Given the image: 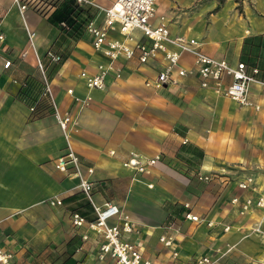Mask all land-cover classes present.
Here are the masks:
<instances>
[{
	"label": "crops",
	"instance_id": "0c3cea01",
	"mask_svg": "<svg viewBox=\"0 0 264 264\" xmlns=\"http://www.w3.org/2000/svg\"><path fill=\"white\" fill-rule=\"evenodd\" d=\"M95 1L102 8L114 2ZM218 5L219 0H159L153 23L163 18L172 34L197 38L204 52L233 64L244 58L247 38L257 37L264 46V0H224ZM94 10L100 22L102 13ZM47 17L32 7L20 11L14 0H0V247L14 253L15 264H55L53 257L73 239L76 264H111L96 259L98 235L88 230L89 238L82 241L80 234L86 229L72 226V212L88 219L95 214L76 188L78 180L54 166L66 142L49 98L40 93L38 56L58 107L73 112L71 144L84 170L93 168L89 178L95 202L116 204L132 219L134 231L126 238L146 260L191 264L197 256L211 254L222 255L219 264L260 263L264 208L241 215L231 202L234 197L264 195L260 86H250L251 101L261 106L254 110L201 88L192 73L179 85L147 87L145 80L156 77L160 59L142 64L136 57H120L121 76L110 74L105 89L91 90L80 73L93 74L108 60L92 48L87 34L76 41L59 39L60 30ZM28 31L35 32L34 48L29 46ZM110 37L121 35L112 31ZM135 37L139 39L140 32ZM49 49L61 54L62 61L50 62L45 57ZM181 64L191 69L192 57L183 55ZM86 95L92 97L88 107L73 103L75 96ZM133 154L142 158L159 154L161 159L148 174H135L124 166ZM247 175L255 177V191L238 188ZM54 198H61L62 205L51 206ZM186 212L201 221L185 219ZM227 224L231 230L224 232ZM258 224L260 232H253ZM163 235H173L178 258L160 242Z\"/></svg>",
	"mask_w": 264,
	"mask_h": 264
},
{
	"label": "built area",
	"instance_id": "2783aa9c",
	"mask_svg": "<svg viewBox=\"0 0 264 264\" xmlns=\"http://www.w3.org/2000/svg\"><path fill=\"white\" fill-rule=\"evenodd\" d=\"M79 5L90 6L102 13V19L97 22V15H94L85 25L84 34L88 35L92 48L101 53L108 62L99 64L97 71L93 74L85 70L80 73L88 89L103 90L106 87V78L114 74L116 78L121 76V65L118 64L120 57L130 60L137 58L142 64L149 60L160 59L161 68L153 79H146L145 85L153 89H160L167 85H179L181 78L189 73L194 74L199 86L204 89H212L218 95L228 97L240 106L260 110L258 103L251 101L249 97L250 86L257 83L264 91V79L258 78L259 68L249 66L244 61L233 64L226 59L213 57L202 49V43L194 37L183 34H172L169 27L163 21L154 24L156 4L159 0H114L108 7H100L95 0H75ZM20 11L32 7L37 12L46 15L54 8V0H14ZM112 31H117L121 38L110 37ZM135 32H140L141 37L137 39ZM35 32L28 31L29 46L34 48L33 39ZM2 39V35H0ZM26 52L22 55L24 56ZM183 55L192 57V68L181 64ZM45 57L50 62L58 63L61 57L51 50H48ZM10 61H6L4 67H8ZM37 69L42 82V95L49 98L53 108L54 116L64 135L66 142L65 152L54 161L55 168L65 175L78 180L76 188L82 192L91 204L95 217L88 220L78 212L71 213V223L74 229H86L80 234L81 240L89 238L88 230L93 231L100 237L96 259L100 262L110 261L111 264H151L146 260L141 249L129 241L126 235L134 231V224L128 215H122L119 207L113 203L99 205L93 197V182L89 175L93 172L92 167L84 170L83 162L71 144V133L76 127L73 119V112L62 111L54 100L51 80L48 77L46 66L41 57L37 56ZM67 93L73 94L72 89ZM92 101L90 95L84 98L74 97L73 103L79 108L88 107ZM33 110V108H31ZM161 159L159 154L149 158H142L137 154L130 156L124 162V166L135 174H148L151 168ZM207 179L206 176L200 178ZM241 190H256V180L252 175H247L238 182ZM239 206L238 212L244 215L253 208H264V195L257 197L247 196L240 200L234 197L231 201ZM61 198L49 200L51 206L62 205ZM188 208L189 204L186 203ZM184 218L200 222L201 219L186 212ZM112 219H120L118 223H112ZM208 225H211L209 222ZM231 230V225L223 227L224 232ZM260 225L253 227V232H260ZM164 247L170 249L173 258H178L179 249L173 235H163L159 238ZM222 257H214L211 254L197 256L191 264H219ZM0 264H15L14 253L11 250L0 247ZM264 264V258L260 263Z\"/></svg>",
	"mask_w": 264,
	"mask_h": 264
},
{
	"label": "trees",
	"instance_id": "16d2710c",
	"mask_svg": "<svg viewBox=\"0 0 264 264\" xmlns=\"http://www.w3.org/2000/svg\"><path fill=\"white\" fill-rule=\"evenodd\" d=\"M44 1H49V0H44ZM224 0H219V5L223 3ZM239 2V0H236ZM55 3V8L48 14L47 20L50 24L53 26L57 27L61 34L59 39H67L70 38L72 40H78L80 39L85 30V25L87 22L92 19L95 15V10L94 8L90 6H82L79 5L75 0H54ZM218 5V6H219ZM239 12H242V9L240 6L237 7ZM253 39L252 43L251 40ZM255 38L250 37L245 40V46L243 48V57L242 61L247 63L249 66H257L259 68V78L263 79V74H264V61L261 64V66L258 65V63L253 62L250 60L249 56H252V47H255L254 43ZM258 45V53H259V47L260 44ZM55 54L59 55L61 57L60 61H62L63 57L61 54L57 53L56 51L49 49ZM58 62V63H59ZM39 87L41 89V96L42 95V82L39 80ZM46 97V96H43ZM33 110L35 107H32ZM82 216H84L82 213H79ZM90 218V217H89ZM86 219H88L86 217ZM94 217L88 219V220H93ZM74 243V240L71 239L67 243L63 244V250L61 251L60 255H55V258L53 257V261L55 264H76V259L74 258L75 254V249H73L72 245ZM55 247V246H53Z\"/></svg>",
	"mask_w": 264,
	"mask_h": 264
},
{
	"label": "rangeland",
	"instance_id": "374dc122",
	"mask_svg": "<svg viewBox=\"0 0 264 264\" xmlns=\"http://www.w3.org/2000/svg\"><path fill=\"white\" fill-rule=\"evenodd\" d=\"M255 40H254V43L255 44H259L260 42H258V39L257 37H254ZM253 39L251 40V43H252ZM264 47V46H263ZM263 47H259V53H258V49L256 47V49H252V56H249L250 60H252L253 62L255 63H258L259 66H261V63L260 62H263L264 61V53H263ZM262 60V61H260ZM260 229H261V225H260Z\"/></svg>",
	"mask_w": 264,
	"mask_h": 264
}]
</instances>
